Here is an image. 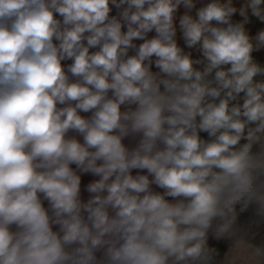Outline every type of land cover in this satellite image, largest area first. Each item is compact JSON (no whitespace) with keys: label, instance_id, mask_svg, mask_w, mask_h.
<instances>
[{"label":"clouds","instance_id":"9594fccd","mask_svg":"<svg viewBox=\"0 0 264 264\" xmlns=\"http://www.w3.org/2000/svg\"><path fill=\"white\" fill-rule=\"evenodd\" d=\"M252 18L264 0H0V264H214L210 230L223 264H264L234 227L237 205L264 218Z\"/></svg>","mask_w":264,"mask_h":264},{"label":"rangeland","instance_id":"374dc122","mask_svg":"<svg viewBox=\"0 0 264 264\" xmlns=\"http://www.w3.org/2000/svg\"><path fill=\"white\" fill-rule=\"evenodd\" d=\"M240 19H241L240 17H237L233 19V21H239ZM246 29L249 31V34L251 36H255V34L258 31L264 30V23H261L255 18H252V23L247 25ZM252 55L254 62L260 64L261 67H264V48L254 51ZM212 76H214V72L211 75V77ZM254 79L257 81L264 80V76H257ZM243 95L244 94L241 93L239 100V102L241 103H242ZM246 134H247V130L245 132V135ZM246 142H247L246 140L242 139L240 141V144L242 145ZM262 143H264V135H262ZM260 151H261L260 144L253 146L252 148L253 154H258ZM236 208L238 215L234 227L240 230V232L244 234L245 238L250 240V242L256 244L257 246L264 245V218H260L255 215V205L250 206L245 212L239 211L240 205H237ZM216 223H218V221L213 222V227H215ZM208 244L210 247H215L216 249L217 248L220 249L221 246H226L227 249H230L232 245V241L230 239H223L217 241L213 238L212 231L210 230L208 234Z\"/></svg>","mask_w":264,"mask_h":264},{"label":"crops","instance_id":"0c3cea01","mask_svg":"<svg viewBox=\"0 0 264 264\" xmlns=\"http://www.w3.org/2000/svg\"><path fill=\"white\" fill-rule=\"evenodd\" d=\"M208 2H210V0H194V3L196 4V8L198 9L199 7L201 6H204L206 5ZM221 2H226V0H221ZM243 3V0H233V5L237 8H239L241 6V4ZM116 9L113 8V11L112 13H110V15H115L116 14ZM186 9L183 7V5L180 6V8L178 9L177 11V14H176V19H175V26H176V29H177V33H176V37L175 39L177 40V43H178V46H180L184 52L187 54V53H191V56L193 59H201L202 56L201 54L195 49V48H192V49H189L186 44H185V41L183 40V36H182V32L180 30V27H179V17L181 15H183L185 13ZM192 15H195V10H193V12L191 13ZM239 17V15H234L233 16V19ZM126 30V29H124ZM155 36V32H152V33H149L148 34V37L149 39L153 38ZM134 44L137 45V47L139 46V44L143 43L142 40H134L133 41ZM95 49H90V51H94ZM135 54V51L130 49L129 50V55H134ZM155 59V58H153ZM64 63L65 65L68 64V63H71V61H66V62H62ZM194 67L197 68V70H203V65H194ZM152 71L153 72H157L159 71L155 65L153 64V67H152ZM111 95V94H110ZM122 110L123 109V106H122ZM81 115H84V116H89L90 113H81ZM70 135H76L75 133H71ZM79 139H81V142H82V138L81 137H77ZM124 143L126 146H128L129 148H132L135 146L136 144V141L131 139V138H126L124 140ZM72 167L75 169V165H72ZM79 175H81V196H80V199L82 202H87V200L91 197V195L93 194H90L86 191V186L88 183H91V182H94L95 180L99 179V177L97 176H93L92 174H81L78 172ZM132 174L135 176L137 174H147L146 171L144 172H139L138 173V170H132ZM151 179V177H150ZM153 187V190L154 191H157V192H162L163 190L162 189H159L157 188L155 185L152 186ZM44 206L47 208L48 207V203L47 201H44ZM85 215V218H86V213L84 214ZM54 231L58 230L57 227H54L53 229ZM218 252H219V255H217L215 257V260H214V264H223L224 262V259H225V254L228 252L229 249H227L226 246H221L220 249L217 248ZM97 256L99 257L100 256V253H97Z\"/></svg>","mask_w":264,"mask_h":264},{"label":"built area","instance_id":"2783aa9c","mask_svg":"<svg viewBox=\"0 0 264 264\" xmlns=\"http://www.w3.org/2000/svg\"><path fill=\"white\" fill-rule=\"evenodd\" d=\"M201 71H202V70H201ZM209 79H211V78H209ZM222 95H223V94H222ZM200 135H201V138H202V139H209L207 133L201 132Z\"/></svg>","mask_w":264,"mask_h":264},{"label":"bare ground","instance_id":"6f19581e","mask_svg":"<svg viewBox=\"0 0 264 264\" xmlns=\"http://www.w3.org/2000/svg\"><path fill=\"white\" fill-rule=\"evenodd\" d=\"M209 78H212L211 76Z\"/></svg>","mask_w":264,"mask_h":264}]
</instances>
